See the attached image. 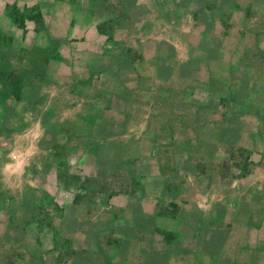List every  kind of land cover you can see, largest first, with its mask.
Here are the masks:
<instances>
[{
  "label": "crops",
  "instance_id": "0c3cea01",
  "mask_svg": "<svg viewBox=\"0 0 264 264\" xmlns=\"http://www.w3.org/2000/svg\"><path fill=\"white\" fill-rule=\"evenodd\" d=\"M37 117L0 264H264V0H0V145Z\"/></svg>",
  "mask_w": 264,
  "mask_h": 264
},
{
  "label": "clouds",
  "instance_id": "9594fccd",
  "mask_svg": "<svg viewBox=\"0 0 264 264\" xmlns=\"http://www.w3.org/2000/svg\"><path fill=\"white\" fill-rule=\"evenodd\" d=\"M173 41L175 42L174 36ZM176 46L180 58L184 53L178 42ZM143 128L144 125L141 123L132 131L139 134ZM47 131L42 119L37 117L14 134L10 147L0 145V152H3L0 156V184L20 188L26 182L29 187H38L35 177L30 176L29 172L45 155L42 144L46 139ZM217 202V194L213 191L198 193L195 199L196 207L202 212L209 211Z\"/></svg>",
  "mask_w": 264,
  "mask_h": 264
},
{
  "label": "rangeland",
  "instance_id": "374dc122",
  "mask_svg": "<svg viewBox=\"0 0 264 264\" xmlns=\"http://www.w3.org/2000/svg\"><path fill=\"white\" fill-rule=\"evenodd\" d=\"M262 256L264 257V253L262 252ZM264 263V262H263Z\"/></svg>",
  "mask_w": 264,
  "mask_h": 264
}]
</instances>
